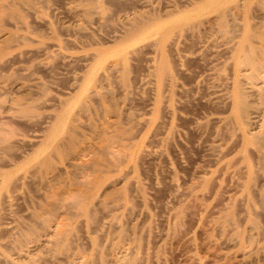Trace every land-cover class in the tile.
<instances>
[{
    "label": "rangeland",
    "instance_id": "rangeland-1",
    "mask_svg": "<svg viewBox=\"0 0 264 264\" xmlns=\"http://www.w3.org/2000/svg\"><path fill=\"white\" fill-rule=\"evenodd\" d=\"M30 1L0 0V264H264V67L239 60L264 0Z\"/></svg>",
    "mask_w": 264,
    "mask_h": 264
},
{
    "label": "bare ground",
    "instance_id": "bare-ground-1",
    "mask_svg": "<svg viewBox=\"0 0 264 264\" xmlns=\"http://www.w3.org/2000/svg\"><path fill=\"white\" fill-rule=\"evenodd\" d=\"M23 1H26L27 3H30L31 1L30 0H23ZM211 1V0H210ZM234 1V0H233ZM34 2V1H33ZM222 2H223V0H214L213 1V3H212V1H211V3H212V5L213 6H218V5H221L222 4ZM225 2V1H224ZM223 2V3H224ZM240 2V1H239ZM263 2V1H262ZM235 3V2H234ZM1 4V3H0ZM208 4H210V2L208 3ZM226 4V3H225ZM230 4V3H229ZM255 4V3H254ZM15 5V4H14ZM27 5V4H26ZM98 5V4H97ZM224 5V4H223ZM235 5V4H234ZM206 6V5H205ZM3 7V6H2ZM35 7V6H34ZM220 8H221V6H219ZM252 7V6H251ZM11 8H13V7H11ZM30 9V8H29ZM69 9V8H68ZM208 9V8H207ZM217 9V8H216ZM239 9V8H238ZM1 10V9H0ZM3 11V10H2ZM13 11V10H12ZM193 11H194V9H193ZM196 11H197V9H196ZM228 11H229V9H228ZM241 11V10H240ZM249 11V10H248ZM35 12V11H34ZM223 12V11H222ZM9 13V12H8ZM198 13V12H197ZM217 13V12H216ZM231 13V12H230ZM242 13V12H241ZM1 14V13H0ZM14 14V13H13ZM23 14V13H22ZM85 14V13H84ZM228 14V13H227ZM237 14V13H236ZM7 15V14H6ZM16 15V14H15ZM221 15V14H220ZM5 16V15H4ZM88 16V15H87ZM190 16V15H189ZM224 16H226V15H224ZM1 17V16H0ZM35 17V16H34ZM191 17V16H190ZM21 18V17H20ZM179 18V17H178ZM223 18V17H222ZM240 18V17H239ZM242 19V18H241ZM228 20V19H227ZM226 20V21H227ZM233 20V19H232ZM168 22V21H167ZM180 22H182V21H180ZM251 22V21H250ZM107 24V23H106ZM157 24H158V22H157ZM163 24V23H162ZM177 24V23H176ZM224 23H222L221 25H223ZM250 24V23H249ZM155 25V24H154ZM251 25V24H250ZM160 26H161V24H160ZM165 26H167V25H165ZM176 26V25H175ZM178 26V25H177ZM156 27V26H155ZM170 27H171V25H170ZM169 27V28H170ZM228 27V26H227ZM247 27H250L249 25L247 26ZM246 27V28H247ZM160 28H162V30H163V26L162 27H160ZM252 28V27H251ZM251 28L250 29H248V30H246L247 31V33L245 34V36H244V40H245V43H243L242 45L240 44V48H241V50H242V54L239 56V60H240V62H243V63H246V64H248V65H250V68L252 67V70L253 71H251L252 73V75L253 76H255V75H257V73H258V71H260L263 67H264V49H263V47L262 46H258V45H253V42L251 43V39H252V37H255L256 36V38H260L259 40H258V42L259 41H261V43L262 44H264V32L263 31H261V32H258V30L256 31H252L251 30ZM257 28V27H256ZM83 29V28H82ZM152 29V31H154L153 29H154V27L153 28H151ZM156 29V28H155ZM168 30V29H167ZM133 31V30H132ZM141 32V31H140ZM143 32V31H142ZM157 32V31H156ZM145 33V32H144ZM135 34V33H134ZM148 35H149V33H147ZM153 34H156V33H154L153 32ZM9 35V34H8ZM128 36V35H127ZM126 36V37H127ZM131 36H133L132 34H131ZM9 37V36H8ZM142 37H144V36H142ZM147 37V36H146ZM134 38H136V37H134ZM128 39V38H127ZM133 39V38H132ZM129 40V39H128ZM128 40H127V42H128ZM254 40V39H253ZM135 41V40H134ZM127 42H125V44L127 43ZM176 42V41H175ZM132 44V43H131ZM130 44V45H131ZM259 44V43H258ZM129 45V46H130ZM128 46V47H129ZM159 46V45H158ZM157 46V47H158ZM177 46V45H176ZM264 46V45H263ZM126 47V46H125ZM239 48V49H240ZM1 50V49H0ZM111 50H113V49H111ZM119 52L120 51H123V49L121 50V49H119L118 50ZM237 51H239V50H237ZM115 52H117V50L115 51ZM115 52H114V54H115ZM125 52H127V50L125 51ZM1 53V52H0ZM239 53V52H238ZM113 54V53H112ZM130 54V53H129ZM119 55H121V52H120V54ZM114 56V55H113ZM130 56V55H129ZM75 57V56H74ZM123 58V57H122ZM157 58V57H156ZM52 60H53V58H52ZM165 60V59H164ZM162 61H163V59H162ZM63 63V62H62ZM158 63V62H157ZM165 63H166V61H165ZM164 63V64H165ZM164 66V65H163ZM162 66V67H163ZM240 66V65H239ZM124 68V67H123ZM161 68V67H160ZM160 72V71H159ZM262 72V71H261ZM260 72V73H261ZM163 73V72H162ZM160 74V73H159ZM252 75H250V76H252ZM259 75V74H258ZM261 75H263V74H261ZM260 76V75H259ZM89 78V77H88ZM262 78H263V76H262ZM90 79V78H89ZM261 79V78H260ZM253 81V80H252ZM159 82V81H158ZM261 82H262V80H261ZM89 83V82H88ZM239 83V82H238ZM237 83V85H236V87H234V89L236 88V91H235V102H236V111H237V115H238V117H243V116H245L246 114H247V112H248V109H249V107H248V105H247V103H246V98H245V93L242 91V88H241V86H240V84L242 83H240V84H238ZM244 83V82H243ZM252 84H254V83H252ZM264 84V83H263ZM100 85V84H99ZM223 86V85H222ZM244 86V85H243ZM264 88V87H263ZM257 89V88H256ZM258 90V89H257ZM86 91V90H85ZM86 93V92H85ZM160 93V92H159ZM81 94V93H80ZM110 94V93H109ZM220 94V93H219ZM234 94V93H233ZM264 94V93H263ZM80 96V95H79ZM100 96V95H99ZM102 97V96H101ZM79 103V102H78ZM83 105V104H82ZM86 105V104H85ZM28 108V107H27ZM80 108V107H79ZM61 115V114H60ZM235 116V115H234ZM264 116V115H263ZM249 117V116H248ZM246 118V117H245ZM215 120V119H214ZM246 120V119H245ZM244 121V120H243ZM63 122V121H62ZM73 122V121H72ZM64 123V122H63ZM56 125V124H55ZM109 126V125H108ZM53 128V127H52ZM61 128V127H60ZM108 129V128H107ZM57 131H58V129H57ZM107 131V130H106ZM107 134H108V132H106ZM72 134V133H71ZM102 134V133H101ZM56 135V134H55ZM104 135H106V134H104ZM72 136V135H71ZM51 137V136H50ZM49 138V137H48ZM52 138H54V137H52ZM68 138V137H67ZM115 138V137H114ZM251 139V138H250ZM250 139H249V141H250ZM19 140V139H18ZM52 140V139H51ZM78 140V139H77ZM112 140V139H111ZM106 141V140H105ZM252 141H253V138H252ZM256 142H258V144L259 145H262V146H264V129L258 134V136H256V140H255ZM50 142V141H49ZM79 144V143H78ZM104 145V144H103ZM253 145V144H252ZM46 146H48V145H46ZM108 146V145H107ZM31 147V146H30ZM55 147V146H54ZM15 148V147H14ZM262 148V147H261ZM103 149V148H102ZM14 152H16V151H14ZM17 152H19V151H17ZM26 153V152H25ZM127 153V152H126ZM147 153V152H146ZM110 154V153H109ZM262 154V153H261ZM12 155V154H11ZM51 155V154H50ZM80 155V154H79ZM107 155V154H106ZM114 155V154H113ZM260 155V154H259ZM112 156V155H111ZM261 156V155H260ZM36 157V156H35ZM96 158V157H95ZM108 159V158H107ZM112 159V158H111ZM119 160H120V158H119ZM263 161V160H262ZM104 162V161H103ZM126 162V161H125ZM264 162V161H263ZM7 163H9V162H7ZM47 163V162H46ZM109 163V162H108ZM107 163V164H108ZM259 164V163H258ZM38 165V164H37ZM96 165V164H95ZM235 166V165H234ZM83 167V166H82ZM116 168V167H115ZM262 173V172H261ZM206 174V173H205ZM254 174V173H253ZM19 177V176H18ZM32 177V176H31ZM103 177V176H102ZM11 179V178H10ZM26 179V178H25ZM34 179V178H33ZM32 179V180H33ZM12 180V179H11ZM91 181V180H90ZM1 182V181H0ZM11 182V181H10ZM83 182V181H82ZM10 184V183H9ZM82 184V183H81ZM87 185V184H86ZM81 186V185H80ZM15 188V187H14ZM195 188V187H194ZM16 189V188H15ZM81 191V190H80ZM181 191V190H180ZM17 192V191H16ZM93 192V191H92ZM83 193V192H82ZM82 193H80V192H77L75 195H74V197L75 198H77V200L78 199H81L82 197H83V194ZM70 194V193H69ZM93 194H94V192H93ZM97 194V193H96ZM264 195V194H263ZM95 196H98V195H95ZM117 196V195H116ZM85 197V196H84ZM109 197V196H108ZM95 199H96V197H95ZM75 200V199H74ZM81 201H82V199H81ZM80 201V202H81ZM75 202V201H74ZM77 202V201H76ZM123 202V201H122ZM0 203H1V201H0ZM9 204V203H8ZM11 204V203H10ZM74 204H76V203H74ZM81 205H82V203H80ZM1 205V204H0ZM46 205V204H45ZM77 205V204H76ZM62 208V207H61ZM126 208V207H125ZM131 208V207H130ZM58 209V208H57ZM263 209V208H262ZM64 210V209H63ZM62 210V211H63ZM82 210L84 211V212H88L89 211V208L88 207H86L85 205L82 207ZM58 211V210H57ZM67 211V210H66ZM5 212V211H4ZM177 212V211H176ZM261 212V211H260ZM55 213V212H54ZM58 213V212H57ZM57 213H55L56 215H57ZM230 213V212H229ZM34 214V213H33ZM89 214V213H88ZM95 215V214H94ZM51 216V215H50ZM60 216V215H59ZM232 216V215H231ZM230 216V217H231ZM242 217V216H241ZM51 218V217H50ZM53 218H54V216H53ZM52 218V219H53ZM51 219V220H52ZM56 219V218H55ZM60 219V218H59ZM81 220V219H80ZM232 220V219H231ZM40 221V220H39ZM45 221V220H44ZM46 222H47V220H46ZM64 223V222H63ZM57 225V227H54V231L53 232H55V228H56V234L59 236V238L60 237H64L65 236V234H67V232H68V228H65V224H61V222L60 223H56ZM218 224V223H217ZM85 225V224H84ZM88 225H89V222H88ZM227 225V224H226ZM225 225V226H226ZM237 226V225H236ZM50 227V226H49ZM103 227V226H102ZM216 228V227H215ZM234 228V227H233ZM47 229V228H46ZM71 229V228H70ZM217 229V228H216ZM225 229V228H224ZM73 230V229H72ZM118 230V229H117ZM228 230V229H227ZM5 232V231H4ZM129 232V231H128ZM227 232V231H226ZM76 233V232H75ZM92 235V234H91ZM119 236V235H118ZM89 238V237H88ZM119 240V239H118ZM124 240V239H123ZM58 241V240H57ZM125 241V240H124ZM53 242V241H52ZM58 243H59V241H58ZM54 244V243H53ZM65 244V243H64ZM120 244V243H119ZM133 246V245H132ZM62 247V246H61ZM97 247V246H96ZM53 249V248H52ZM51 249V250H52ZM123 249V248H122ZM97 250H98V248H97ZM60 253V252H59ZM129 253V252H128ZM59 256V255H58ZM61 256V255H60ZM70 256V255H69ZM64 258V257H63ZM82 259V258H81ZM127 259V258H126ZM113 260V259H112ZM119 260L120 261H122V262H124L125 261V257H120L119 258ZM11 261V260H10ZM85 261H86V259H85ZM119 261V262H120ZM1 262V261H0ZM88 262V261H87ZM7 263V262H6ZM45 263V262H44Z\"/></svg>",
    "mask_w": 264,
    "mask_h": 264
}]
</instances>
